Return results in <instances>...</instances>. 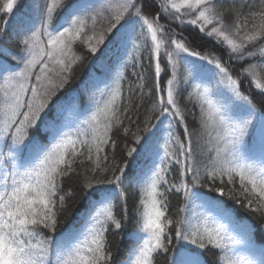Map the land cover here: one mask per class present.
<instances>
[{
    "label": "snow or ice",
    "instance_id": "6c2138e0",
    "mask_svg": "<svg viewBox=\"0 0 264 264\" xmlns=\"http://www.w3.org/2000/svg\"><path fill=\"white\" fill-rule=\"evenodd\" d=\"M17 2L0 0V14L10 15ZM151 2L34 0L36 18L17 33L18 63L0 62V264H111L105 234L109 226L119 230L128 223L130 193H138L139 202L127 264H156L160 252H171L167 264H202L181 241L219 250L217 264H264V248L252 245L249 223H238L235 210L220 199L264 218V0H233L239 11L224 9L223 0H164L155 14L145 11ZM226 14L233 16L231 24ZM161 15L196 28L226 50L228 60L240 66L236 75L220 56L176 39L175 30L160 23ZM98 21L103 24L96 32ZM77 41L100 53L102 73L111 74L109 52H126L131 45L148 53L153 80L147 94L154 97L150 111L157 124L149 118L136 133L123 127L131 117L128 108L121 110L122 70L108 80L90 76L84 82L93 90L86 115L79 111V94L57 95L81 59L72 49ZM241 78L259 90L258 102L241 91ZM144 80L139 76L136 85L141 93ZM182 99L199 108L194 129ZM68 108L76 113L71 123L64 120ZM121 127L132 140L124 145L122 163L109 164L101 153L116 147L113 130ZM85 152L91 164L82 176L88 209L79 228L57 235L66 198L73 195L64 192L63 179L81 175L74 165ZM174 165L175 182L169 178ZM203 188L217 197L206 199ZM179 193L184 205L178 214L196 201L207 211L169 217L168 194ZM173 229L179 246L170 248Z\"/></svg>",
    "mask_w": 264,
    "mask_h": 264
},
{
    "label": "trees",
    "instance_id": "16d2710c",
    "mask_svg": "<svg viewBox=\"0 0 264 264\" xmlns=\"http://www.w3.org/2000/svg\"><path fill=\"white\" fill-rule=\"evenodd\" d=\"M34 0H18L15 10L17 11L16 18L25 14V9L29 6ZM71 3V0H68ZM163 0H152L149 5H146L145 11L152 12L153 14L159 12V3H162ZM224 9L229 7L235 8L237 11L240 10V4L233 3V0H223L222 4ZM244 13H247V9L243 10ZM15 18V19H16ZM9 22L8 26L4 27V22ZM226 23L231 24L233 21L232 15L225 16ZM14 22L13 14L5 15L0 14V34H2V39H0V49H3V52L0 53V61L9 64L12 67H15L18 63V59L13 58V54L19 53L22 45L17 42V33L20 31L22 25H26L28 22L26 19H23V16L19 19V22L12 24ZM160 23L166 25L169 29H174L176 39L185 38L188 46L194 50L205 54H215L222 58V60L230 67L235 68L236 71L233 72L236 75V72L239 70V65L235 64L233 61H229L227 55H225L224 49L219 48L216 43L201 34L196 28L190 25H184L183 27L179 26L177 23L169 21L165 16L161 15ZM103 21H98L95 31L99 32L101 30V25ZM88 34H92L91 23H89ZM172 33L169 32V35ZM73 53L76 56L81 57V59L72 65L70 73H67L68 79L64 88L58 92V96L70 97L76 94H79V107L88 113L89 108L92 106L90 97L92 96V89H85L84 82L89 79L90 76L97 77L98 80H108L110 75L115 74L117 70H122L123 80L121 81V87L123 91V103L121 104V110L128 108L127 115L131 117V120L125 118L123 127H128L131 133H136L137 128H143L145 121L149 118L154 117V113L150 111L152 107L153 96L148 95L147 93L151 90V84L153 80V73L149 67L148 53L141 50L139 52L132 49L131 45L128 46L127 51L120 50L118 52H109L108 56L110 60L106 61L113 65L111 74L105 69L103 73L100 70V61L97 60V57L100 53L93 55L87 49V46L79 41L73 44ZM103 48V46H101ZM119 61V64H117ZM126 62V67H122ZM253 62H258L253 61ZM163 66V65H162ZM143 75L145 77L143 93L136 87L139 81V76ZM167 77H164L166 79ZM110 82V80H109ZM100 87H103V84H100ZM241 91L249 94L254 101L260 100L259 90L255 89L254 84L251 82L250 78H241L240 84ZM187 96V93L184 94ZM182 106L187 104L186 107V120L190 129L198 127V122L195 118L199 115V108L192 103H187L186 99L181 100ZM84 108V109H83ZM66 111V110H65ZM51 115V113H49ZM64 115L69 117V114L64 112ZM152 125L157 124V120L152 118L150 120ZM123 127L119 130H113L112 139L116 141V147L113 148L111 145L107 146L101 156L107 155V163H122V156L124 154V145L129 143L132 140V136H125L123 132ZM141 135L143 133H140ZM87 152L84 156H80L77 161L76 170L80 173V176L72 174L66 176L63 179V190L67 192L72 191L73 195L67 197L65 201V208L61 213L62 224L58 228L57 235L60 232L68 231L69 229L77 228L76 224L84 216L85 211L89 205V198L85 194V190L82 188V176L85 169L90 168L91 164L86 160ZM79 161H84L81 165ZM178 165L173 166V170L169 173V178L175 182L177 177L176 169ZM190 179V177H187ZM207 182V181H206ZM219 184V182H217ZM230 187V186H229ZM238 187V185H237ZM200 191L206 193V199H211L217 197V194L210 192L208 188L200 189ZM63 194V193H62ZM226 201L227 206L235 210L234 218L238 223H249L250 225V239L252 245L259 250L264 248V218H261L258 214L247 211L245 208L237 205L234 201L228 200L227 197H220ZM139 202L138 193H130L127 200V209L129 214V221L122 226L121 229L116 230L114 227L109 226L108 231L106 232V239L108 243L109 250L112 254L111 264H127V257L130 250L133 247V240L129 238V233L135 230V208ZM200 201L191 203L188 205L189 211L184 214H178L179 207L184 205V200L182 193L179 194H168V215L173 219H179L181 215L192 218L197 213L206 212V209L198 207ZM119 211V208L117 209ZM195 220L193 219V223ZM45 235H48V231L43 230ZM173 236V245L171 247H178L176 244L174 229L171 232ZM186 251L196 253L199 255L202 264H217V257L219 255V250L212 248L211 246L200 250L193 245H189L186 242L181 241ZM171 255V252L165 254L160 252L155 257L156 264H167V257Z\"/></svg>",
    "mask_w": 264,
    "mask_h": 264
},
{
    "label": "rangeland",
    "instance_id": "374dc122",
    "mask_svg": "<svg viewBox=\"0 0 264 264\" xmlns=\"http://www.w3.org/2000/svg\"><path fill=\"white\" fill-rule=\"evenodd\" d=\"M93 2H94V0H93ZM163 2H164V0H163ZM31 11L34 12V16H33L32 18L35 19L37 13H36V11H35L34 4L32 5ZM89 23H91V22H89ZM72 46H73V45H72ZM72 48H73V47H72ZM70 56H71V54H70ZM66 120H67V119H66ZM157 123H158V122H157ZM161 127H162V128H166V127H167V120H165L164 124L161 125Z\"/></svg>",
    "mask_w": 264,
    "mask_h": 264
}]
</instances>
